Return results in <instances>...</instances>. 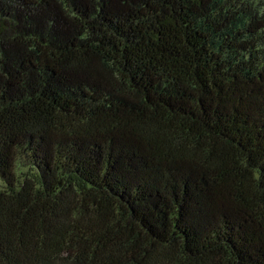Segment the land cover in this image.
Returning <instances> with one entry per match:
<instances>
[{
  "label": "trees",
  "instance_id": "16d2710c",
  "mask_svg": "<svg viewBox=\"0 0 264 264\" xmlns=\"http://www.w3.org/2000/svg\"><path fill=\"white\" fill-rule=\"evenodd\" d=\"M0 264H264V0H0Z\"/></svg>",
  "mask_w": 264,
  "mask_h": 264
}]
</instances>
